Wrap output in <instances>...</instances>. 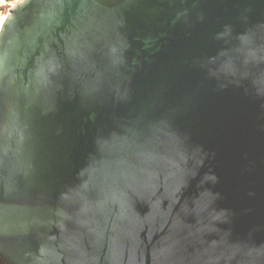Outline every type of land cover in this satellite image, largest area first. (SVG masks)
Listing matches in <instances>:
<instances>
[{"label":"water","instance_id":"95a60500","mask_svg":"<svg viewBox=\"0 0 264 264\" xmlns=\"http://www.w3.org/2000/svg\"><path fill=\"white\" fill-rule=\"evenodd\" d=\"M0 264H264V0L15 4Z\"/></svg>","mask_w":264,"mask_h":264},{"label":"trees","instance_id":"16d2710c","mask_svg":"<svg viewBox=\"0 0 264 264\" xmlns=\"http://www.w3.org/2000/svg\"><path fill=\"white\" fill-rule=\"evenodd\" d=\"M18 1H20V0H6V3H5V5H4V7H3L4 11H5L6 13H8V10H9L12 6H14V4H16Z\"/></svg>","mask_w":264,"mask_h":264},{"label":"built area","instance_id":"2783aa9c","mask_svg":"<svg viewBox=\"0 0 264 264\" xmlns=\"http://www.w3.org/2000/svg\"><path fill=\"white\" fill-rule=\"evenodd\" d=\"M5 0H0V16L3 14V11L1 9L2 4H4Z\"/></svg>","mask_w":264,"mask_h":264},{"label":"rangeland","instance_id":"374dc122","mask_svg":"<svg viewBox=\"0 0 264 264\" xmlns=\"http://www.w3.org/2000/svg\"><path fill=\"white\" fill-rule=\"evenodd\" d=\"M4 20H5V19H1V24H3Z\"/></svg>","mask_w":264,"mask_h":264}]
</instances>
